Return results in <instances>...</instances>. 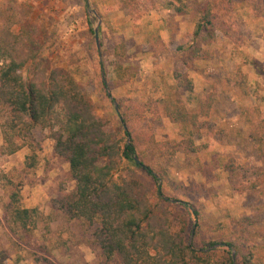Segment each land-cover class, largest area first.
Returning <instances> with one entry per match:
<instances>
[{"label": "rangeland", "instance_id": "obj_1", "mask_svg": "<svg viewBox=\"0 0 264 264\" xmlns=\"http://www.w3.org/2000/svg\"><path fill=\"white\" fill-rule=\"evenodd\" d=\"M165 2L134 0L131 9L117 10L113 7L114 0H87L96 16L84 6L85 33L78 32L73 21L64 24L65 32L56 25L51 28L42 17L26 14L25 7L13 0H0V13L16 24L15 29L34 28V38L41 48L40 61L48 69L61 68L74 77L111 140L120 145L128 142L123 132L126 130L141 147L146 146L147 139L159 143L160 150L154 154L146 149V155L140 159L156 172L158 167L166 168L169 182H159L164 195L201 209L197 223L188 207L174 203L168 208L171 231L177 232L184 226L185 242L190 248L199 245L202 239L217 241L227 236L240 242L252 238L262 242L264 196L260 194L262 188H250L254 181L252 173L261 168V162L253 145L243 138L248 128L239 115L242 108H263L259 98L264 96V0H182L188 14L180 21L179 31L172 29L176 23L173 15L161 9ZM205 3L213 9L214 40L200 49V59H193L187 51L175 49L193 32L198 11ZM48 19L55 21L57 16ZM98 20L97 46L93 31ZM159 25L167 30L162 32L157 28ZM114 36L126 43L124 65L137 67L135 77L123 86L113 84ZM83 41L85 44L80 47ZM237 68L246 75L247 96L236 94L225 83V77ZM30 71L28 67L22 72L24 79ZM175 72L192 80V95H183L189 111H194L207 93L214 92L218 98L213 115L198 122L195 144L201 147L199 153L185 152L177 125L147 110V105H154L162 95L163 82L175 83ZM120 111L128 113V127L121 122ZM27 143L15 154L0 156V220L1 209L11 192L10 181L19 187L22 208L37 209L50 217L49 221L38 224L36 236L46 245L53 264H117L105 260L97 248L87 246L85 240L89 239V233L54 210L55 201L74 194L75 181L69 175L68 162L54 155L50 131L34 129ZM172 151L173 155L169 156ZM32 156L36 165L28 170L26 158ZM138 173L152 183L145 174ZM196 224L199 231L194 237ZM217 225L225 228L219 229ZM0 251L9 263L34 264L26 250L11 243L3 224H0Z\"/></svg>", "mask_w": 264, "mask_h": 264}, {"label": "trees", "instance_id": "obj_2", "mask_svg": "<svg viewBox=\"0 0 264 264\" xmlns=\"http://www.w3.org/2000/svg\"><path fill=\"white\" fill-rule=\"evenodd\" d=\"M83 2L86 6L87 0ZM133 5L134 0H114L113 7L123 10ZM187 8L182 0H166L161 9L171 15L186 16ZM198 15L193 32L175 49L187 51L193 59L201 58L200 49L211 45L215 34L210 4L205 3ZM15 27L8 16L0 13V156L15 154L28 145L34 129L50 131L53 153L68 162L69 175L75 181L74 194L55 201L53 208L89 233L87 246L97 248L105 260L117 264H264V239L262 242L255 238L240 242L228 236L217 241L202 239L199 245L190 248L185 242L184 226L172 232L168 209L171 204L188 207L197 223L201 209L164 195L159 182H169L166 168L158 167L157 173L140 159L149 149L154 154L160 150L159 143L147 139L146 146L141 147L126 130L123 132L128 142L120 145L111 140L74 77L61 68L48 69L40 61L41 48L34 38V28ZM156 40L159 42V37ZM113 43V84L123 86L135 77L137 67L124 65L125 41L114 36ZM28 67H31L30 75L24 79L22 72ZM173 80V85L163 82L162 95L154 105L149 103L147 110L177 125L185 152L199 153L201 147L195 144L198 122L213 115L218 98L214 92L207 93L196 109L189 111L183 95H192V80L177 72L173 73ZM101 83L106 92L105 82ZM225 83L236 94L248 95L246 75L239 68L225 77ZM259 101L263 108H242L239 117L248 128L243 138L253 145L261 162V168L252 173L254 181L250 188H262L260 194L264 196V96ZM118 108L121 110L119 105ZM120 118L128 127V113L120 111ZM35 165V156L26 158V169ZM8 184L11 192L1 209L0 224L9 232L11 243L26 250L34 264H53L46 245L36 236L38 224L49 221L50 217L37 209L22 208L19 187L10 181ZM198 231L196 224L194 237ZM214 246L220 249H212ZM0 264L13 263L0 251Z\"/></svg>", "mask_w": 264, "mask_h": 264}, {"label": "crops", "instance_id": "obj_3", "mask_svg": "<svg viewBox=\"0 0 264 264\" xmlns=\"http://www.w3.org/2000/svg\"><path fill=\"white\" fill-rule=\"evenodd\" d=\"M13 1H15L18 5H23L25 7L26 14L29 13L31 14V16L35 15L36 17H42L45 20L44 23L51 28H53V26L56 25L59 30L65 32L66 26L64 24L66 23L67 25V23L70 24L73 21L77 23L78 32L81 31L85 33L87 29V21L82 13V10L85 6L83 0H13ZM52 15L54 16L56 15L57 20L55 21L51 19L46 20L47 17H50ZM173 17L176 23L174 24V27L172 29L179 31L181 25L180 21L184 19V16L173 15ZM160 23H162V21H160ZM59 27H61V29ZM157 28H160L162 32L167 30V28H165L162 25L161 27L159 25ZM80 38L84 39L82 36ZM84 44H85L84 41L80 42L79 46L82 47Z\"/></svg>", "mask_w": 264, "mask_h": 264}, {"label": "water", "instance_id": "obj_4", "mask_svg": "<svg viewBox=\"0 0 264 264\" xmlns=\"http://www.w3.org/2000/svg\"><path fill=\"white\" fill-rule=\"evenodd\" d=\"M86 9H87V11L89 13H91L94 16H96L95 12L89 9L87 2H86ZM99 24H100V21L98 20L97 27L93 31L95 43H96L97 46H98V26H99ZM231 256H232V259L234 260V252L231 253Z\"/></svg>", "mask_w": 264, "mask_h": 264}]
</instances>
